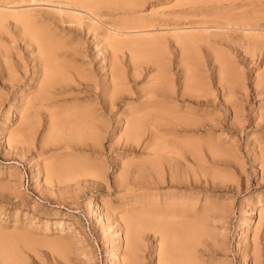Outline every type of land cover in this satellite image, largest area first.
I'll return each instance as SVG.
<instances>
[{
  "label": "bare ground",
  "instance_id": "obj_1",
  "mask_svg": "<svg viewBox=\"0 0 264 264\" xmlns=\"http://www.w3.org/2000/svg\"><path fill=\"white\" fill-rule=\"evenodd\" d=\"M16 3L46 4L47 6H44L43 10L49 15L37 14L38 12L35 14L34 6H19L18 4V6H14ZM137 4L138 0H8L6 3H0V34L5 37L3 38L4 42L3 40L2 43L0 42L1 70L4 73H2L0 80L4 77L2 81L7 82L6 85L10 88H17V92H21L20 85L28 81V84L25 83L27 92L25 95L23 94L24 96L21 92L18 97L20 102L15 111L18 112L19 120H16L15 123L17 127L14 125L9 130L6 138L7 143L9 145L18 141L24 150L27 149L29 144L26 135L30 131L32 132L31 127L35 123L34 120L37 126V121L42 112H47L48 116V124L42 138L43 144L49 143L53 134H59L60 130L53 126V119L56 118L59 120L64 118L66 122L65 131L67 132L64 135L68 140L71 139L70 142L73 146L80 147L96 145L95 142L102 137L101 134L110 130L112 126L110 117L114 118L113 126L122 120L123 133L121 138L123 146H132L134 143L137 145L140 142L139 147L146 154L144 157H137L138 160L136 161L129 159L122 163L119 182L126 189L132 188L136 184V169L142 168L149 174L146 179L149 180L148 184H158L167 179V182L180 189L176 192L163 193L161 199H157L159 194H154L153 189H151L146 197L143 196L145 201L140 205L142 210L132 213L122 220L119 227L124 232L125 237L123 238L126 240L125 245L128 249L123 262L136 264L137 259H133L136 254L134 250L137 251L140 247L139 241H144L142 233L147 234L151 231L158 240L156 247H154L156 252L155 264H216L196 259L194 254L193 257L188 256L197 242H200L204 237H210L212 231L216 229L215 224L212 225L211 223L222 218L225 211V203L210 199L213 194L206 191L216 186L217 182L215 184L213 180L217 177L216 173L218 172L206 173L207 169L204 170L203 167L207 161L214 159L218 161L225 158V150L219 146V140L217 141L216 137L210 135L215 126H224V120L221 118L222 113H225L229 107L231 108L232 118L230 117L231 120L226 124L228 129L239 125V118L243 115L241 105L247 98V94L244 98L237 97L240 89H245V87H241L243 76L240 77L241 75L236 73L235 68L239 66L240 59L243 60L247 57L248 62L256 61L255 59L259 57L256 55L264 53V23L256 20L247 10L236 15V13L229 11L220 12L222 7L218 8L219 11L216 9L213 11L212 14H216V17L209 20H194L186 25H178V23L170 26H154V23L136 26L131 24L117 25L102 19L105 17L103 13H107L109 9L113 8L111 6L127 11L128 8L132 9ZM106 6L108 10L102 11ZM191 10L193 11L194 8ZM182 11L184 13V10ZM64 23L65 25H63ZM55 26L68 30L72 29L70 26L85 27V29L92 31L103 27L101 41L103 48L109 49V54L101 58L105 60L100 66L101 69L107 71V76L102 78V90L106 91V95H108L104 101L105 104L100 101H91L85 104L65 105L62 110L57 109V104L55 105L57 108L54 107L55 103L60 104L59 96L65 95L71 73L77 77L86 75L84 78L89 75L87 70H83L80 66L85 64L82 60V56L85 54L78 52L75 47L71 46L72 44H69V41L56 36L51 31V28ZM11 43H17L19 46L22 45L28 49L27 59L18 52L13 53L14 45ZM123 49L129 52L131 60L148 58L149 63L155 66L157 74L150 79L149 86L147 85L145 90L142 89L144 94L139 100V104L127 108L125 111L132 109L131 113L129 114L128 111L125 118L121 119L120 114L118 115L113 111L114 103L112 100L117 93L118 86L116 85L121 78V72L117 66V53L123 52ZM200 50H202V54H200ZM225 50L227 52L229 50V52L227 53ZM172 52L176 54V62L173 61L175 65H172V69L175 68V74H179L182 78H179L178 81H180L181 86L176 90L172 87L173 83L170 82L174 75L171 78L167 76V69L171 66L172 60V57L169 56ZM204 62L212 64L210 70L214 71V76L200 74L199 66L204 65ZM254 78L253 93L256 97L264 95V66L261 72L255 74ZM30 80L31 84H29ZM93 83L95 84L97 81ZM196 106H203L214 114L212 116L211 113L206 115V111L202 114L197 113L196 109L194 110ZM263 111L259 109V106L254 107L256 116L262 115ZM197 115H201L200 119L193 117ZM193 130L203 132L206 135H198L197 138L186 136L188 131ZM23 132L26 135L22 134ZM18 135H20L21 141L15 140ZM142 136L145 137L142 139ZM71 143L68 145H72ZM262 154H264V146L260 147L258 153V155ZM132 162H134V167L130 165ZM75 164L78 165L82 173L88 172L98 175L100 171L99 166L95 163L88 162L84 158L79 160L74 156H69L62 159L60 163L48 164L45 169V177L57 176L58 179H63L67 175L66 171H70L73 166H76ZM199 171L209 175L203 178V188L199 183V176L202 174ZM218 177L220 178V175ZM194 187H200L206 191L203 194V204L200 208L194 206L197 200L195 193L199 192V190L192 191ZM182 188L189 190L186 189L187 192L182 191ZM96 197V194L90 196V205L87 210L88 219L92 224L98 220ZM256 201L264 204V195ZM136 207L138 206L132 204L130 207L121 210L120 214L136 209ZM111 208V205H106V211ZM250 208L252 211L253 207ZM53 222L56 226H60L64 221L62 217H59ZM209 229L214 230L210 233ZM260 229L261 237L257 235ZM0 241H2L0 242V264H10V262L15 264L18 258L15 260L13 257L16 253L9 251L11 242L6 237ZM217 243L214 241L212 244L216 245ZM261 244H264V205L257 209V222L253 228L251 242H247L240 252L244 257L245 264H248L249 261L251 264L264 263ZM213 245L210 246L209 242V245L202 246L203 248L199 250L204 252L205 256L214 255L213 253L217 251V248ZM145 249H148V245L144 242L141 251L145 252L143 251ZM151 251L146 253L149 255ZM115 252L113 247L105 248L101 259L102 264H109L111 255H114ZM133 253L135 254L133 255ZM175 254L178 256L175 257ZM202 254H200V258ZM181 256L184 257V261ZM177 259L180 260L177 261ZM120 260L114 263L121 264L122 260Z\"/></svg>",
  "mask_w": 264,
  "mask_h": 264
},
{
  "label": "rangeland",
  "instance_id": "obj_2",
  "mask_svg": "<svg viewBox=\"0 0 264 264\" xmlns=\"http://www.w3.org/2000/svg\"><path fill=\"white\" fill-rule=\"evenodd\" d=\"M7 1L0 0V3H6ZM187 2H189L188 5ZM17 4L14 6L27 5L25 3ZM27 6H34L35 14L38 12L37 14L45 13V15H49L43 10V7L47 6L46 4ZM111 7L109 10L107 6L104 7L106 10L101 8L104 9L102 11L108 10V14L106 12L103 13L105 17H102V19L106 22H114L117 25L131 24L136 26L149 23H154V26H170L174 23L186 25L194 20H209L216 17V14L212 13L215 9L219 11L218 8L220 7H222L220 12L229 11L236 13V15L247 10L256 20L264 23V0H187L186 2L184 0H138V4L132 9L124 8L127 11L116 6ZM114 7L116 10H114ZM188 8L190 11L187 10ZM193 8L194 10L192 11L191 9ZM205 8L207 11H205ZM182 10H184V13ZM70 27L72 29L68 30L55 26L51 28V31L56 36L69 41V44H72L71 46L75 47L78 52L85 54V56H82L85 64L83 63L80 66L83 70H87L89 75L84 78L86 75L77 77V75L75 76L74 73H71V76L69 75L71 78L69 77L68 85H66L65 95L59 96V99L57 98L60 104L55 103L54 107L57 108L56 106H58L57 109L62 110L65 105L85 104L91 101H100L105 104L104 101L108 95H106V91L102 90V78L107 76V71L101 69L100 66L105 60L101 58L109 54V49L103 48L101 41L103 27L94 31L91 29L87 30L85 27ZM131 29L135 30L134 28ZM3 38H5L3 34H0L1 43ZM11 44L14 45L13 53L18 52L27 59L28 49L22 47V45L19 46L17 43ZM225 51L227 52V50ZM199 52L202 54V50ZM173 53L169 56L172 57V60L171 66L167 69V76L171 78L174 75L170 82L173 83L172 87L176 90L181 86L178 80L182 78L179 74H175V68L172 69V65H175L174 62H176V54L174 53V55ZM117 55L119 64L117 66L120 69L121 78L116 85L118 86L116 89L117 93L112 102L114 103L113 111L118 115L120 114L121 119H124L128 111L130 114L132 109L125 110L139 104V100L144 94L142 89L145 90L147 85L149 86L150 79L157 72L155 66L149 63L148 58L137 60L133 56L137 61L135 59L131 60L126 49H123V52H118ZM256 56H259L255 59L256 61L248 62L247 57L243 60L240 59L239 66L235 68L236 73L238 72L239 76L241 75L240 77L243 76L244 78L241 80L243 82L241 87H245V89H240L237 97L244 98L247 94V98L241 105L243 115L239 118L238 127H233L232 129L226 127V124L231 120V108L229 107L221 115L224 120V126H215L212 134H210L216 137L217 141L219 140V146L225 150V158L224 160L221 158L218 161L217 159L207 161L203 167L204 170L207 169L206 173L211 171L218 172L216 173L217 177L213 180L215 184L217 182L216 186L218 187L215 186L211 190L206 191L213 194L210 199L220 200L225 203V211L222 218L211 223L212 225L215 224L216 229H212L214 231L209 229L210 233L212 231L210 237L202 238L200 242H197V244H200H195V248L192 249L194 252L190 250L192 254L191 252L188 254L191 257L194 254L195 258L201 261L216 264H245L243 261L244 257L240 252L247 242H251L253 228L257 222V209L259 206L264 205L256 201L264 195V154L258 155L260 147L264 146V95L256 97L252 90L255 83V74L261 72L264 66V53ZM210 66L212 64L204 62V65L199 66L200 74L203 76H214V71L210 70ZM0 71L1 77L3 73L1 60ZM72 75L74 76L72 77ZM3 78L0 80V240L6 237L11 242L9 251L16 253L13 257L15 260L18 258L15 264H102L101 259L104 249L112 247L116 252L111 255L112 258L109 264H115L114 262L119 261L120 258L122 260H120L121 264H127L123 262V258H125L128 251L126 249L127 245H125L126 240L123 238L125 235L119 227L122 220L132 215V213L142 210L140 205L145 201L143 196L146 197V194L151 189H153L152 192L154 194H159L157 199H161L163 193L176 192L180 190L179 187L173 186L167 182V179L158 184H148L149 180L146 179L149 174L142 168L136 169V184L132 188L126 189L119 182L122 163L129 159L130 161H136L138 158L144 157L146 153L139 147L140 142L137 145L134 143L135 145L132 144V146H123L121 138L123 133L122 120L116 126H113L114 118L112 119V117L109 118L112 122L109 132H103L101 134L102 137L100 136L101 138L97 139L96 145L93 147L89 145L73 146L70 142L71 139L68 140L64 135L67 133L65 131L66 122L64 118H61L62 120L56 118V121L53 119V126L60 130L59 134H53L49 143L43 144V133L48 124L47 112L41 113L37 126L35 120L34 125L31 124L32 127H30L33 133L30 132L32 134L30 132L28 133L29 135L22 133L28 137L26 138L29 144L27 149L24 150L18 141L8 145L6 139L8 132L14 127L16 120H19L18 112L15 111L16 106L20 102L18 97L21 92L22 95L27 92L25 83L28 84V81L20 85L21 92H17V88H10L6 85L7 82L2 81ZM94 80L97 83L94 84L93 82H96ZM29 84H31V80ZM258 106L263 111L260 116H256V112L254 113V107ZM57 109L55 110L57 111ZM122 109L124 110L122 111ZM194 110L201 114L205 111L206 115L211 113L210 115L212 116L214 114V112L206 110L203 106H196ZM220 111L222 112L221 109ZM200 116L193 117L200 119ZM15 127L17 126L15 125ZM198 135L205 136L206 134L193 130L188 131L186 136L197 138L199 137ZM18 136L15 140L21 141L20 135ZM144 137L142 136L141 138L143 139ZM70 143L72 145H68ZM69 156H74V158L79 160L84 158L88 162L97 164L100 168L98 175L96 173H82L78 165L75 164L76 166H73L70 171H66L67 175L63 179H58L57 176L45 177V169L48 164L52 162L60 163L62 159ZM134 162H132L133 165L132 163L130 164L131 167H134ZM199 172L202 173L201 171ZM202 174H200L202 177L199 176V183L203 188V178L209 175ZM219 175L221 181L218 177ZM221 175L223 176L221 177ZM186 189L188 188H182V191L187 192L189 190ZM196 190H199V192L195 193L197 200L194 206L195 208H200L203 204V194L206 191L200 187H194L192 191ZM92 194H96L98 205V220L95 224H92L87 216ZM132 204L138 207L125 212L126 214H120L121 210L130 207ZM106 205H111L112 208L106 211ZM250 207H253L252 211ZM107 214L109 215L108 217ZM59 217H62L64 222L60 226H56L53 221ZM111 221H113L112 224H110ZM260 231L261 229L257 235L261 237ZM142 237L144 241H139L140 249L134 250L136 254L133 253V255L135 254L133 259H137V262L135 261L136 264H155L156 252L154 247H156L158 242L157 237L152 235L151 231L147 234L142 233ZM206 239L208 240L206 241ZM211 241L212 243L214 241L218 243L213 245ZM144 242L145 244L147 243L148 249L142 252L141 248ZM209 242L210 246L213 245L217 248V251H213L214 255L205 256V253L199 249L209 245ZM261 249L264 254V244H261ZM150 251L151 253L148 255L147 253ZM200 254H202L201 258ZM174 256L176 257L178 254ZM181 259L184 261L183 256H181ZM179 260L177 259V261ZM10 264H13V262H10ZM248 264H251L250 261Z\"/></svg>",
  "mask_w": 264,
  "mask_h": 264
}]
</instances>
